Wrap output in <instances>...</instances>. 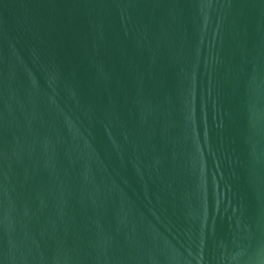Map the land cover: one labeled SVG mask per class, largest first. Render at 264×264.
<instances>
[{"label": "water", "instance_id": "obj_1", "mask_svg": "<svg viewBox=\"0 0 264 264\" xmlns=\"http://www.w3.org/2000/svg\"><path fill=\"white\" fill-rule=\"evenodd\" d=\"M0 264H264V0H0Z\"/></svg>", "mask_w": 264, "mask_h": 264}]
</instances>
